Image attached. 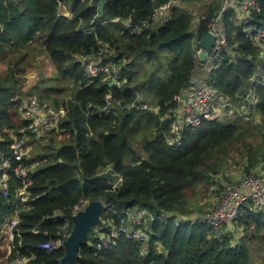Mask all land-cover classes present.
<instances>
[{
  "label": "trees",
  "instance_id": "trees-1",
  "mask_svg": "<svg viewBox=\"0 0 264 264\" xmlns=\"http://www.w3.org/2000/svg\"><path fill=\"white\" fill-rule=\"evenodd\" d=\"M101 1L106 2L103 16ZM223 2L0 0V59L8 66L0 74L3 152L11 154L14 138L29 125L19 117L24 103L40 101L42 110L68 109L66 118L53 129L41 136L28 135V154L10 170L9 195L0 187L1 234L4 219L19 202L15 169L20 164L30 169L27 210L20 212L18 226L22 237L15 241L19 255L33 257L29 264L62 263L65 249L48 252L40 245L60 237L65 223L60 213L72 218V208L82 199L101 200L119 212L144 209L162 220L150 222L147 250L122 239L115 249L98 251L96 239L92 245L88 242L80 247L75 264H264V211L253 204L245 205L238 220L221 232L202 223L178 226L172 221L186 215V191L214 188L219 198L229 181L230 167L246 176L264 170V88L259 90L257 120L234 116L230 121L205 123L199 130L187 132L181 147H169L165 141L170 122L164 120L198 68L200 49L195 39L207 37ZM260 2L264 13V0ZM199 3L205 6L203 14L192 9ZM156 4H171L157 20ZM62 6L71 17L61 14ZM132 17L143 24L141 30L126 23ZM224 17L230 30L239 31L244 48L225 53L221 68L208 82L236 105L252 88L264 60L244 39L242 28L233 25V21L244 24L236 11L227 9ZM116 18L121 21L113 23ZM38 42L57 75L51 81L54 85L37 96L33 91L24 92L23 76L25 57ZM86 61L98 66L113 64L121 76L120 86L104 81V73L91 78ZM108 94L125 105L149 103L159 110L115 108L101 117ZM109 165L122 178L116 189L106 181L94 180ZM103 216L107 217V211Z\"/></svg>",
  "mask_w": 264,
  "mask_h": 264
},
{
  "label": "built area",
  "instance_id": "built-area-1",
  "mask_svg": "<svg viewBox=\"0 0 264 264\" xmlns=\"http://www.w3.org/2000/svg\"><path fill=\"white\" fill-rule=\"evenodd\" d=\"M170 8L171 4L159 6V9L155 12V19H159L163 12H168ZM227 9H234L239 17H243L241 20H244V24L233 22V25L237 28H242L244 39L249 41L253 48L260 51L264 60L263 4L260 0H224L220 13L217 14V18L212 19L209 27L210 32L215 36L214 45L210 50L205 51L206 60L204 62H201L200 59L197 60V69L201 68L205 78H211L212 74L221 68L225 60V53L242 52L244 48V43L238 40L239 31L230 30L225 21L224 13ZM256 19L259 20L255 21ZM120 21L119 18L112 20L113 23H119ZM130 22L131 20L126 23L132 26ZM247 24L252 26L247 27ZM136 28L137 31L141 30L137 26ZM86 65V71L91 78H98L100 73H104L107 75L103 79L104 81L111 82V85L120 86L121 76L113 64L98 66L91 61H86ZM252 82L253 85L248 94L242 97L238 104L234 105L226 100L218 90L212 88L210 83H204L201 81V77L193 76L191 85L176 97V108L164 120L170 122V129L165 133L167 145L169 147L183 146L187 132H195L208 122L230 121L234 119V116H238L245 121L257 120L259 118L257 108L261 104V93H259V90L264 88V64L258 66ZM105 103L106 106L99 113L101 117L114 112L115 108H119V110H131L135 107L138 110L150 109L149 103L125 105L122 101L115 99L112 94L106 96ZM39 105L36 101H32L19 107V114L24 120L29 121V125L21 128L19 136L14 138L10 145V155H6L3 152L5 140L0 133V174L2 175L0 177V187L5 196L9 195L10 181L12 179L10 170L14 162L22 161L28 154V135L32 133L41 136L42 133L57 126L61 120L66 118L68 113V109L65 107H51L42 110ZM154 110L158 111L159 107H155ZM15 177L20 184L17 190L19 202L16 206L17 209L6 217L2 224V234L5 235L8 241L6 264H29L33 257L19 255L15 241L16 238L22 237L18 226L21 223L20 212L27 210L28 185L31 179L30 169L20 164L15 169ZM120 182H122V178L118 183ZM118 183L113 186L114 189H116ZM91 203L86 199L80 200L71 210L72 218L60 213L59 216L65 221L61 227L62 233L60 235L63 240L60 237L56 240L50 238L40 245V249L48 252L65 249L63 245L74 229V227L72 228L71 220L73 221L74 216L84 212ZM103 204L104 211H107V217L104 221V225H107V227L105 228L103 225L97 229V250H113L119 246L122 239L137 243L144 250H147L152 233L150 222H155L157 219L162 220V218H156L147 210L140 208L119 212L104 202ZM247 204H253L256 208L264 211V170L243 176L238 184L227 182L221 196L216 198L212 207L205 213L193 217L178 216L172 221L178 226L202 223L217 232H221L224 227H230L238 220L242 208ZM35 232L39 233L40 230H35ZM44 234L46 236L49 235L47 231Z\"/></svg>",
  "mask_w": 264,
  "mask_h": 264
},
{
  "label": "rangeland",
  "instance_id": "rangeland-1",
  "mask_svg": "<svg viewBox=\"0 0 264 264\" xmlns=\"http://www.w3.org/2000/svg\"><path fill=\"white\" fill-rule=\"evenodd\" d=\"M207 2H211V0H207ZM204 7L205 6H203V4H200V3L198 5H192V9H195L196 11L200 10L202 14L204 12V9H203ZM190 11L192 12V10ZM61 14L71 17V13H69L64 8V6H62L61 8ZM251 26H252L251 24H247V27H251ZM7 67L8 66L5 63H2L0 59V74L5 73ZM24 68H25L26 74H24L23 76L25 79L23 88H24V92H26L27 94L33 91L35 95L38 96L39 95L38 93L41 92L44 88L54 85L51 81L56 78V75H57L56 68L53 65L51 59L48 58L45 48L42 46L41 42L36 43L35 47L32 48L28 52V55L25 57ZM203 75H204L203 72H201L200 70H197L194 76L201 77V81L204 83H209L208 82L209 78H205ZM36 87H39L38 92H36ZM54 97L55 96H53V99H52L53 101H54ZM36 102L39 103L40 101L39 102L36 101ZM149 106H150V109L155 108V106H152L151 104ZM219 110L220 112H222L221 109ZM19 117L24 121L21 115H19ZM230 169L231 170L229 171V181H225V182L226 183L231 182L233 184H238L240 181L241 175L245 173L234 167H230ZM216 190L217 189L213 188L212 191L211 189L210 190H197V191L188 190L186 191L184 195V198L186 200V210H185L186 215H182V216L193 217V216L201 215L205 213L206 211H208L212 207L214 201L216 200L215 199L217 196V194L215 193ZM101 221H102V224L99 225L100 227L104 225L105 216L101 217ZM104 227L106 228L107 225H104ZM225 228L226 227H224L223 231L226 230ZM88 236L90 238L89 244L92 245L95 242L96 237L98 236L97 230H91ZM7 249H8L7 238L5 237V235L1 233L0 234V256H1V259L3 260L2 261L0 259L1 264H4V258L6 256ZM256 258L257 260L259 259L258 254Z\"/></svg>",
  "mask_w": 264,
  "mask_h": 264
},
{
  "label": "water",
  "instance_id": "water-1",
  "mask_svg": "<svg viewBox=\"0 0 264 264\" xmlns=\"http://www.w3.org/2000/svg\"><path fill=\"white\" fill-rule=\"evenodd\" d=\"M106 2H100V15H104ZM156 10L159 9V5H155ZM131 25L141 28L143 24L136 18H131ZM215 41V36L210 32L207 37L200 40L198 37L195 39V46L200 49L199 59L201 62L206 60V52L210 50ZM114 85V84H113ZM112 85V86H113ZM121 179V176L114 172L112 165L107 167V170L96 175L94 180L106 181L110 186H115ZM104 212V204L101 200L92 202L84 212L79 213L73 217L74 229L71 236L64 243L63 247L66 250V255L61 264H75L80 247L86 245L89 242V232L97 229V226L101 224V217ZM63 240V237H60Z\"/></svg>",
  "mask_w": 264,
  "mask_h": 264
},
{
  "label": "crops",
  "instance_id": "crops-1",
  "mask_svg": "<svg viewBox=\"0 0 264 264\" xmlns=\"http://www.w3.org/2000/svg\"><path fill=\"white\" fill-rule=\"evenodd\" d=\"M66 10H67V8H65ZM68 11V10H67ZM69 12V11H68ZM70 13V12H69ZM64 16H66V17H70V16H67V15H64ZM198 17H200V16H204V15H197ZM201 18V17H200ZM243 17H240V19H242ZM233 22H237V21H233ZM232 22V23H233ZM197 70H200L201 72H202V70H201V68H199V69H197ZM197 70L195 71V73L197 72ZM195 75V74H194ZM259 171V170H258ZM243 176H246L245 174H242L241 175V178L243 177ZM1 177V176H0ZM241 178H240V181H239V183L241 182ZM7 252H8V249H7V251H6V256H5V258H4V264H6V260H7ZM0 259H1V256H0ZM2 260V259H1ZM3 261V260H2Z\"/></svg>",
  "mask_w": 264,
  "mask_h": 264
}]
</instances>
